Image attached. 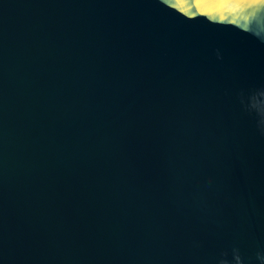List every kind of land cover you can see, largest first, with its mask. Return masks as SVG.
I'll list each match as a JSON object with an SVG mask.
<instances>
[{"label": "water", "instance_id": "water-1", "mask_svg": "<svg viewBox=\"0 0 264 264\" xmlns=\"http://www.w3.org/2000/svg\"><path fill=\"white\" fill-rule=\"evenodd\" d=\"M0 264H264V0H0Z\"/></svg>", "mask_w": 264, "mask_h": 264}]
</instances>
